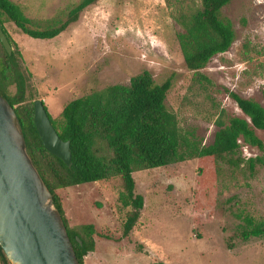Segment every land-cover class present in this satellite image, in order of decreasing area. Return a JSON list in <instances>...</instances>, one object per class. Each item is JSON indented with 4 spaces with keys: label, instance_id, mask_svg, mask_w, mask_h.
Here are the masks:
<instances>
[{
    "label": "rangeland",
    "instance_id": "rangeland-1",
    "mask_svg": "<svg viewBox=\"0 0 264 264\" xmlns=\"http://www.w3.org/2000/svg\"><path fill=\"white\" fill-rule=\"evenodd\" d=\"M10 1L42 30L63 21L80 0ZM199 6L200 0H98L50 40L32 39L2 16L27 75L23 105L42 101L57 132L67 103L128 85L147 71L156 84L171 80L164 104L181 133L211 144L221 111L243 117L229 93L264 108V0H232L223 7L233 44L190 72L183 67L177 35L184 29L176 19ZM14 92L9 87L8 94ZM255 134L264 143V131ZM239 143L241 158L262 159L251 173L247 167L231 172L211 159L132 173L143 208L126 238L122 226L132 209L120 176L57 189L68 227L93 225L100 234L84 264H264V237L241 238L246 218L264 226V152Z\"/></svg>",
    "mask_w": 264,
    "mask_h": 264
},
{
    "label": "trees",
    "instance_id": "trees-1",
    "mask_svg": "<svg viewBox=\"0 0 264 264\" xmlns=\"http://www.w3.org/2000/svg\"><path fill=\"white\" fill-rule=\"evenodd\" d=\"M97 1L80 0L63 21L39 30L31 27L19 6L10 0H0V27L13 47L8 55L0 44V95L14 109L27 153L61 215L79 264H84V257L94 250V236L100 234L93 225L79 231L68 227L57 189L120 176L132 209L122 226V237L126 238L143 208V197L134 193L132 173L190 159L221 162L231 172H241L247 167L251 173L262 159L241 158L239 142L264 152V143L255 134L256 130L264 131V108L259 103L229 93L243 117L228 116L221 111L214 121L217 130L212 143L201 145L192 134L181 133L176 116L164 104L171 80L156 84L150 74L143 71L131 77L128 85H110L67 103L61 112L63 125L57 129V134L62 141L69 142L70 166L66 167L60 159L50 155L34 127L32 104L23 105L27 75L21 65V54L5 31L1 17L32 39L50 40L76 23L80 13ZM231 1L200 0V6L187 13V17L176 19L184 29L177 39L185 70L198 72L214 56L229 50L235 33L231 22L221 17V9ZM11 86L15 88L13 95L8 94ZM262 237L264 226L254 225L246 218L241 238ZM0 264H9L1 248Z\"/></svg>",
    "mask_w": 264,
    "mask_h": 264
},
{
    "label": "water",
    "instance_id": "water-1",
    "mask_svg": "<svg viewBox=\"0 0 264 264\" xmlns=\"http://www.w3.org/2000/svg\"><path fill=\"white\" fill-rule=\"evenodd\" d=\"M0 44L11 46L0 27ZM33 124L43 148L70 166L43 102L32 101ZM0 248L9 264H79L61 215L26 150L14 109L0 95Z\"/></svg>",
    "mask_w": 264,
    "mask_h": 264
}]
</instances>
